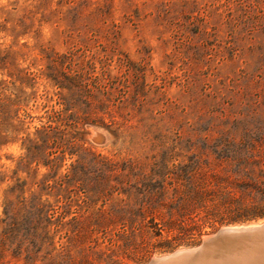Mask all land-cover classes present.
Returning <instances> with one entry per match:
<instances>
[{
	"label": "rangeland",
	"instance_id": "obj_1",
	"mask_svg": "<svg viewBox=\"0 0 264 264\" xmlns=\"http://www.w3.org/2000/svg\"><path fill=\"white\" fill-rule=\"evenodd\" d=\"M240 1L0 0V264H145L264 221V0L250 25ZM185 174L220 196L181 216Z\"/></svg>",
	"mask_w": 264,
	"mask_h": 264
},
{
	"label": "water",
	"instance_id": "obj_2",
	"mask_svg": "<svg viewBox=\"0 0 264 264\" xmlns=\"http://www.w3.org/2000/svg\"><path fill=\"white\" fill-rule=\"evenodd\" d=\"M253 240L261 241L258 248L264 252V221L221 226L205 234L199 244L154 255L145 264H232V253L243 252L244 246L252 245ZM241 255L240 264L262 263L254 257L252 259L248 252ZM260 258H264V254L259 255Z\"/></svg>",
	"mask_w": 264,
	"mask_h": 264
},
{
	"label": "trees",
	"instance_id": "obj_3",
	"mask_svg": "<svg viewBox=\"0 0 264 264\" xmlns=\"http://www.w3.org/2000/svg\"><path fill=\"white\" fill-rule=\"evenodd\" d=\"M244 3L245 1H240L239 3L240 6H238L237 8L238 16L236 17V19L241 20L245 24L247 23V25H250V23L253 22V18H254L252 14L254 11V4L252 3V0H248V3L246 4ZM117 79L115 78V80ZM140 87L141 86L138 83L137 89L140 90ZM244 93L246 94V96L252 94V92H249V88L246 91H244ZM179 178L180 179H178L177 182L179 183V181H181V185L184 186V189L180 190L179 187H176L172 196V201L175 204L176 211L180 213L181 216H185L188 213L194 212L196 208L203 205V202H205L206 199L214 200L215 197L220 196V194L218 193H210L206 196V193L204 191L197 190L195 188L196 184L194 183L193 175L190 176L188 174L187 175L185 174L184 178L182 177ZM245 196L246 194H242L240 196L238 195L234 196L232 193L221 194V197L225 198V200L233 198L234 201H238L239 204H241L242 206L246 204ZM248 196H251V194H248ZM251 197L254 201L255 198L257 199L258 194L257 196L252 195ZM259 197L261 198V200H263V204H264V191H262ZM172 207L174 206L172 205Z\"/></svg>",
	"mask_w": 264,
	"mask_h": 264
},
{
	"label": "bare ground",
	"instance_id": "obj_4",
	"mask_svg": "<svg viewBox=\"0 0 264 264\" xmlns=\"http://www.w3.org/2000/svg\"><path fill=\"white\" fill-rule=\"evenodd\" d=\"M238 242V241H237ZM258 243H261V241L259 240H253V243L252 245H247V246H244L245 249H242L243 252H238L237 255L234 254V252L232 253V259L230 261V263L232 264H240L242 261V255L241 254H244V252H248L251 254V258L253 259L256 258V260H259L261 261L262 263L261 264H264V258H260L259 259V255L261 254H264V252L261 250V248H258ZM234 258V259H233Z\"/></svg>",
	"mask_w": 264,
	"mask_h": 264
}]
</instances>
